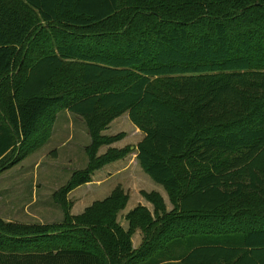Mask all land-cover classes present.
<instances>
[{"label":"trees","instance_id":"obj_1","mask_svg":"<svg viewBox=\"0 0 264 264\" xmlns=\"http://www.w3.org/2000/svg\"><path fill=\"white\" fill-rule=\"evenodd\" d=\"M144 1L0 0V93L16 55L24 76L14 100L0 97V175L45 141L59 111L91 139L87 168L54 195L62 223L0 218V264H264V0L186 17L183 0ZM194 23L204 27L192 33ZM125 113L144 135L140 168L172 205L142 191L153 212L137 206L127 230L121 186L80 215L68 200L131 153L111 148L123 135H103Z\"/></svg>","mask_w":264,"mask_h":264},{"label":"rangeland","instance_id":"obj_2","mask_svg":"<svg viewBox=\"0 0 264 264\" xmlns=\"http://www.w3.org/2000/svg\"><path fill=\"white\" fill-rule=\"evenodd\" d=\"M180 1L167 0L166 3L171 6V4L177 5ZM148 2L153 4L156 0H148ZM256 2V0H242L236 7L241 8ZM143 4L146 5L147 0ZM180 5L186 8L185 17L197 16L200 11L206 12L208 7H226L227 9L231 7L229 2L222 4L220 0H183ZM199 27L204 26L191 24V32L195 33ZM38 35H41V31ZM18 62L19 57L16 55L13 59L15 78L5 86L3 93H0L4 101H12L16 98L17 88L24 78L18 74ZM103 135L107 137L123 135V138L111 148L130 147L131 153L125 159L95 172L91 182L74 189L69 194L68 200L72 205L71 214H82L94 202L108 198L118 186H121L130 197L126 209L118 218L119 223L125 228L128 227L125 214L141 205L140 203H147L141 195L142 191L160 193L171 209L172 205L166 191L154 183L138 164L137 146L144 135L132 124L128 114L125 113L116 118ZM38 136H41V131ZM90 144L91 139L85 121L69 111H59L56 122L45 136V141L36 149L30 150L18 165L0 175V218L6 222L21 224L62 223L64 209L58 204L54 195L68 184L74 172L87 168L89 158L86 150ZM108 148H102L99 155L104 154ZM231 228L245 230L244 226L238 222H234ZM204 229L208 230L209 225L205 224ZM214 230L220 231L219 224H215ZM193 231H200V228L195 227ZM177 232L179 235L188 233ZM142 241L143 234L140 231L135 232L132 237L133 248L138 249L140 247L138 243L142 244ZM44 243L46 244L43 248L53 247L47 242ZM73 244L76 245L77 240ZM6 245L7 248L11 247L10 244ZM37 250H41V247Z\"/></svg>","mask_w":264,"mask_h":264},{"label":"crops","instance_id":"obj_3","mask_svg":"<svg viewBox=\"0 0 264 264\" xmlns=\"http://www.w3.org/2000/svg\"><path fill=\"white\" fill-rule=\"evenodd\" d=\"M163 197V196H162ZM164 198V201H165V203H166V206H167V210L168 211H171L172 210V208L170 209V207L168 206V203H167V201H166V199H165V197H163ZM145 200V199H144ZM169 200V199H168ZM146 201V200H145ZM147 202V201H146ZM142 206H144V207H146L148 210H150L151 212H153V206L149 203V205H147L148 204V202L146 203V204H142V203H140ZM152 206V207H151ZM126 215L127 214H125V217H126ZM123 227V226H122ZM124 229H128V227L127 228H125V227H123ZM140 244L141 243H138V245L140 246ZM137 246V244L135 245V247Z\"/></svg>","mask_w":264,"mask_h":264}]
</instances>
